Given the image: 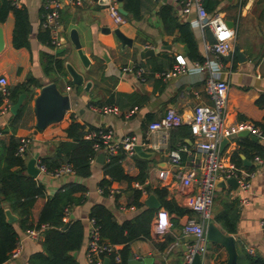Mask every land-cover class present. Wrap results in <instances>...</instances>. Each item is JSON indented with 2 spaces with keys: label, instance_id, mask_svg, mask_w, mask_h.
Listing matches in <instances>:
<instances>
[{
  "label": "crops",
  "instance_id": "obj_1",
  "mask_svg": "<svg viewBox=\"0 0 264 264\" xmlns=\"http://www.w3.org/2000/svg\"><path fill=\"white\" fill-rule=\"evenodd\" d=\"M144 1L146 7L150 6V10L137 20L129 14L126 16L127 21L120 25L114 23L107 5H101L96 0H82L80 5L66 4L61 11V22L64 25L62 38L67 39V48L60 54L56 53L57 49L49 47L39 38L40 33L46 31L43 27L45 12L43 0H21L19 8L27 12L30 22L29 48L13 46L16 14L14 10L9 11L5 21L0 22L5 43L0 51V77L7 78L9 88L23 84L30 76L35 77L42 84L51 82L52 78L46 76L42 63V53L47 51L54 55H61L65 62H72L80 72L84 73L86 80L93 82V85L87 91L83 86L79 88L73 85L68 74L60 75L57 83L60 89L67 90L72 96V108L62 121L53 123L41 131L35 126L34 112L35 98L39 95L41 88L31 84L30 90L33 97L27 93L25 100L27 108L20 125L15 127L12 124L15 114L11 110L6 115H0V158L12 137L23 136L33 138L30 158L37 152L40 156L54 155L56 143L68 140L66 128L72 116H75L83 120L88 128L111 129L117 138L132 133L142 141L150 142L149 146L144 147L146 151L152 153V156L149 158V175L142 184L143 187L163 188L168 192V199L174 200L180 207L191 211L186 206L183 194L176 190L180 168L172 165L169 152L174 148H181L183 168L193 166L192 161L199 159L196 139L192 133L185 137L180 135L174 137L171 133L162 143V133L151 132L149 124L162 117L169 107H175L187 121L183 127L191 132L188 120L192 118L195 107L201 102L211 103L204 91L209 72L204 67L191 66L182 73H172L176 64L175 54L183 53L187 57L188 55L184 44L176 40L179 32L167 33L158 14L163 4H171L170 0ZM215 1L217 2L215 11L220 10V6L225 7L220 11L225 13L228 20L234 21L236 32L234 43L239 45L247 58L245 62H240L233 48V53L224 59L225 69L220 76L229 83V101L222 140L226 138L228 142L220 153L226 165L234 162L233 155L238 153L237 162L234 163L246 174H250L251 188L245 193L239 187L235 189L231 185H226L216 191L214 217L219 211L226 207H233L237 202L240 214L235 233L227 232L221 224L214 221L226 233L233 234L237 238L239 254L243 257V261H239V264H250V261H246V257L257 259L252 263L264 264V233L259 227L261 219L264 218V140L258 137V140L254 141L249 136H238V132L248 129H241V127L255 125L256 122L264 123V108L256 104V100L264 94V5H258V0H253L250 4L249 0L246 4H241L242 0ZM3 4L4 0H0V7ZM171 6L174 8V15L181 22H188L191 25L205 57V42H212L210 35L214 39L213 34L209 30L203 32L199 29L195 24L194 11L183 14L180 7L172 4ZM105 27H109L111 31H104ZM115 27H119L127 37L133 39V46L122 47L121 41L113 31ZM72 29L78 31L82 51L90 59L89 67L83 64L78 50L70 41ZM148 45L154 48L155 52L153 55L142 57L141 51ZM103 50L110 57L109 62L101 57ZM140 68L143 70L142 76L137 72ZM164 73L171 75L165 76ZM107 100H111L120 108L119 114H103L95 110V107L105 104ZM234 128H238L236 133L232 132ZM250 141L260 145L263 152L256 151V146H252ZM256 155L261 156L262 163L255 160ZM249 161L252 162L251 165L247 164ZM123 166L131 177L139 174L134 157L126 158ZM15 169V167L12 168V170ZM162 172H164L163 175ZM72 176L54 177L48 173H42L37 179L45 187L49 197L64 187ZM101 178L102 164L96 161L92 175L83 180L88 190L75 194L79 202L70 209L67 219L68 222L81 220L85 228L83 245L78 251L73 252L80 264H91L87 259V242L90 211L95 204L108 205L119 222L131 220L137 213L136 207L129 205L131 188L135 187V182L131 184L125 180L113 182L111 187L119 194L116 200L115 196H106L99 191L98 183ZM151 194L156 195L148 192L143 194L142 201L145 204ZM156 197L158 198L157 195ZM244 197L248 198L246 204L241 203ZM2 204L4 209L9 207L18 216L13 223L19 233V242L23 245L18 258H9L2 264H31V255L44 251L42 241L27 239L26 231L21 230L19 226V215L9 203L2 202ZM161 209L169 212L172 226L164 233L158 234L155 232L154 225L156 213ZM192 214L195 212L179 215L163 206L156 209L151 222L150 237L135 240L130 244V258L149 259L147 264H181L187 244L193 241L182 231L185 220ZM118 247L122 249L124 245L121 244ZM207 248L208 251L204 256L206 261L217 258L219 264H225L228 254L224 247L207 241Z\"/></svg>",
  "mask_w": 264,
  "mask_h": 264
},
{
  "label": "trees",
  "instance_id": "obj_2",
  "mask_svg": "<svg viewBox=\"0 0 264 264\" xmlns=\"http://www.w3.org/2000/svg\"><path fill=\"white\" fill-rule=\"evenodd\" d=\"M247 1L242 0L241 4H246ZM216 3L215 0H206L205 5L208 11H214ZM257 4L264 5V0H258ZM124 7L135 20L140 19L145 12L150 10V6L146 7L144 0H124ZM10 10H14L16 14L13 46L15 48H29L30 22L28 14L23 9L12 7L10 0H4V4L0 7V22L5 21ZM158 14L164 23L167 33L174 34L175 31L179 32L176 40L184 44L185 51L190 60L203 62L205 57L200 50L191 25L188 22H181L174 15V8L169 3L163 4ZM39 38L54 49L48 31L40 33ZM210 41H214L211 35ZM42 63L46 76L52 78L51 82H58L60 75L68 74L65 70V61L61 55H54L49 51L43 52ZM31 84H35L40 88L45 85L39 83L35 77L30 76L23 84L10 87V97L13 104L22 93H28L29 96L33 97V93L30 90ZM106 104L115 105L111 100H107L103 105ZM256 104L260 108H264V94L260 95L256 100ZM103 105L101 104L100 106ZM26 108L27 104H24L18 113L13 115L12 124L15 127L20 125ZM183 126L172 130V135L174 137H179V135L181 137L189 136L191 132ZM255 126L264 132V123L256 122ZM92 129L99 128H88L83 120L72 116L71 122L66 128L68 140L56 143L54 155L40 156L41 161L50 171L64 164H71L75 170V174L69 182L49 197L45 187L39 183L38 179L27 174V164L32 154L28 153L25 156L17 155L20 138L12 137L0 158V264L10 258L11 252L19 244V233L14 223L7 221L2 202L9 203L11 208L19 215L18 223L23 231L36 226L39 227L41 224L49 225L44 232L42 242L44 251L32 254L30 257L31 264H80L73 255V252L78 251L82 247L85 228L81 220L64 221V214L66 208H72L75 203L79 202L75 194L88 190L83 180L92 175L93 165L99 154L94 147L95 140L86 139L85 137L87 132ZM249 143L252 146H256V151H262L260 145L251 141ZM237 154L234 153L233 155L234 162H237ZM126 157L125 151L120 150L117 154L108 156L102 164V178L98 186L104 189V195H109L110 188L115 181L125 180L130 184L133 182L145 183L150 171L149 159L139 157L136 154L134 159L139 168V174L136 177H131L126 173L123 166ZM14 167L16 169L12 170ZM131 189L132 193L129 205L135 206L137 212L133 219L119 222L111 208L103 203L95 204L90 211V218L96 219L100 226L102 238L110 244L124 245L119 251L122 261L120 263L115 262L114 255H111V264H128L131 256L130 244L135 240L150 237L151 222L156 209L147 207L142 201L144 193H155L161 202V206L179 215L191 212L180 207L174 200L168 199V192L163 188L151 189L148 186H144L142 189L136 187H132ZM118 195L115 193L114 199L117 200ZM239 214L240 210L236 202L233 207H226L224 210L216 213L214 220L221 224L227 232L235 233ZM245 259L247 262L250 261V264L252 261H257V259L251 257H246ZM239 261H243V257H240ZM252 264H257V262H253Z\"/></svg>",
  "mask_w": 264,
  "mask_h": 264
},
{
  "label": "built area",
  "instance_id": "obj_3",
  "mask_svg": "<svg viewBox=\"0 0 264 264\" xmlns=\"http://www.w3.org/2000/svg\"><path fill=\"white\" fill-rule=\"evenodd\" d=\"M98 1V0H96ZM107 8L110 16L116 25L126 22V16L119 11L118 0H108ZM82 0H43L44 19L43 27L49 32L51 43L55 49L62 45V33L64 25L61 22V11L66 4L80 5ZM206 0H170L172 5L181 8V13H196L195 24L203 32L209 30L214 41L205 42V59L203 62L192 61L183 53L175 54L176 64L172 71L173 74L182 73L191 68L204 67L209 76L206 79L204 91L208 95L211 103H199L193 112L192 118L188 120L191 133L196 139V148L198 150L199 159L192 162L193 166L183 168L181 148L170 150L169 156L172 165L180 168L179 181L176 184V190L183 194L188 209L195 212L190 215L184 222L182 231L186 236L195 235L197 240L187 244V251L181 264H191L193 257L199 253L203 257L206 255L207 240L202 237L204 225L210 221H214L213 207L216 195V183L218 179L227 181L230 178H236L239 188L247 193L251 188L250 174H246L234 162L228 165L224 163L220 153V142L223 137L224 122L228 108V89L229 83L222 79L220 74L225 69L224 59L233 53L236 32L234 27L228 25V19L224 12L220 10L208 11L205 5ZM12 7H21V0H10ZM146 48H152L149 45ZM138 74L142 76V68L138 69ZM165 76L171 75L164 73ZM0 115H6L12 107L11 93L8 87V80L5 76L0 77ZM96 111L103 114L113 113L119 114L120 108L116 105H103L95 107ZM186 119L182 113L175 107H169L166 113L159 119L153 120L149 124L151 132H160L163 135L164 143L170 136L171 131L185 124ZM239 128V127H238ZM238 128L232 129L236 133ZM248 128L253 134L264 140V132L255 125H245L241 129ZM1 134V133H0ZM86 139L95 140L94 147L97 152L105 153L106 158L113 154H117L120 150L125 151L126 158L136 155L135 147L142 145L149 146L150 142L142 141L137 135L128 133L123 137L117 138L114 131L108 128H99L89 130ZM33 145L31 136H23L20 138V145L17 155L25 156L30 153ZM255 160L259 163L263 162L261 156L256 155ZM199 161V163H198ZM198 164V165H197ZM36 167L39 175L48 173L54 177H62L74 175L75 170L71 164H64L53 171L41 161L40 157L36 161ZM162 175L164 172L161 173ZM38 175V176H39ZM37 179V177H36ZM136 188H143L142 183L135 182ZM101 193L104 189L99 188ZM118 191L110 188L109 196L113 197ZM248 198L241 200L242 204H246ZM71 208L65 209L64 221L68 222ZM172 226L170 214L167 210H158L155 217V232L164 233ZM48 224H41L26 230L27 239L42 241ZM260 230L264 233V218L260 221ZM87 242V259L91 264H103L106 256L114 255L117 263L122 261L120 256V248L118 245L106 242L101 235L100 226L96 219H89V232ZM23 245L19 242L18 246L11 252L10 259L18 258L21 254Z\"/></svg>",
  "mask_w": 264,
  "mask_h": 264
},
{
  "label": "water",
  "instance_id": "obj_4",
  "mask_svg": "<svg viewBox=\"0 0 264 264\" xmlns=\"http://www.w3.org/2000/svg\"><path fill=\"white\" fill-rule=\"evenodd\" d=\"M253 0H249V4L252 3ZM98 3L101 5H108V0H98ZM119 11L128 16L129 12L124 7V0H118ZM228 25L230 27H234L235 23L233 20H228ZM106 32H110L111 29L109 27H105L103 29ZM115 35L122 43V47L133 46V39L127 37L119 27H115L113 29ZM62 45L57 49L56 53L60 54L64 52L67 48V39L62 38ZM70 41L74 44L83 64L86 67L90 66V59L84 52L82 51V44L80 42V37L78 31L76 29H72L70 31ZM5 43L2 33V28L0 27V51L3 49ZM155 52L154 48H144L141 51V56L146 57L149 55H153ZM234 52L239 58L240 62L246 61V55L240 49L239 45L234 43ZM101 57H103L107 62L110 61V57L106 53V51H101ZM65 70L71 78V81L74 83L76 87L83 86L87 91L92 88L93 82L91 80H86V76L84 73L80 72L75 65L70 62H65ZM27 98L26 93H22L19 95L17 101L12 105L11 112L13 114H17L20 108L25 104V100ZM73 98L67 90L60 89L57 82H50L43 85L40 89L39 95L35 98L34 112L36 115V128L37 130H44L47 126L62 121L67 112L72 108ZM238 136H249L252 140L257 141L258 136L253 134L249 129H244L238 132ZM228 142L227 139H223L220 143V150L223 148L225 143ZM135 152L139 157L149 159L152 156V153H149L145 150L142 145H137L135 147ZM40 157V153L37 152L33 157H31L27 164V172L32 177L36 178L39 175V170L36 167V161ZM106 160L105 153L101 152L98 154L96 161L103 164ZM247 164L251 165L252 162H247ZM226 185H231L235 189L238 188L239 183L236 178H230L227 181L224 179H218L216 183V189L224 188ZM146 204L151 209H159L161 208V202L156 197V195L151 194L146 199ZM7 221L10 223L15 222L18 219V216L14 214L9 207L5 208ZM202 237L205 238L208 242L215 243L225 248L228 259L225 264H239V247L238 240L233 234H228L224 231L220 226L216 224L215 221H210L204 225V231ZM191 240H197L198 237L195 235L189 236ZM187 251V248H185ZM149 259L138 260L131 257L128 260V264H147ZM103 264H111V258L106 256L104 258ZM191 264H219L217 258L210 260L209 262L205 260V258L196 253L193 257Z\"/></svg>",
  "mask_w": 264,
  "mask_h": 264
},
{
  "label": "rangeland",
  "instance_id": "obj_5",
  "mask_svg": "<svg viewBox=\"0 0 264 264\" xmlns=\"http://www.w3.org/2000/svg\"><path fill=\"white\" fill-rule=\"evenodd\" d=\"M219 9L222 10V9H225V7L220 6ZM236 27H237V25H236ZM240 32H241V29H240Z\"/></svg>",
  "mask_w": 264,
  "mask_h": 264
}]
</instances>
